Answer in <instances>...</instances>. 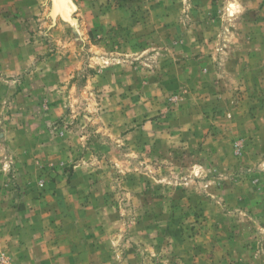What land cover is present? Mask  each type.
<instances>
[{
    "label": "rangeland",
    "instance_id": "rangeland-1",
    "mask_svg": "<svg viewBox=\"0 0 264 264\" xmlns=\"http://www.w3.org/2000/svg\"><path fill=\"white\" fill-rule=\"evenodd\" d=\"M0 264H264V0H0Z\"/></svg>",
    "mask_w": 264,
    "mask_h": 264
}]
</instances>
